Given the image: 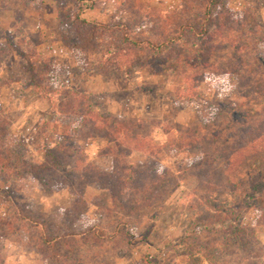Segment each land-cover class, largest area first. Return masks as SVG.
Segmentation results:
<instances>
[{
    "label": "trees",
    "instance_id": "trees-1",
    "mask_svg": "<svg viewBox=\"0 0 264 264\" xmlns=\"http://www.w3.org/2000/svg\"><path fill=\"white\" fill-rule=\"evenodd\" d=\"M53 1L71 2L77 6V12L71 16L70 27L63 31L62 36L64 45L78 59V64L91 65L95 62L97 70L106 73L116 71L129 78L138 66L147 65L151 61L157 62L154 64L157 74L166 70L184 73L183 68L190 70L198 66L210 71V63L206 57H215L218 46L203 54L205 49L201 40H204L205 35L211 34L204 31V21L207 17L215 19L217 11L228 0H182L185 8L178 16H173L169 32L165 26L171 15L161 11L158 16L152 15V8L138 0H122L119 10L109 21L94 23H90L84 15L98 8L96 1ZM198 2L203 8L209 9L202 18L192 7V4ZM127 13L140 15L142 19L132 25L130 20L122 18ZM233 23L237 25L233 31L243 27L238 26L235 21ZM191 33L199 41L197 45L192 44L196 50L189 49L187 45L190 40L187 36ZM261 34H264V25L260 23L251 33L237 31L233 38L219 41H225L231 48L237 46L238 52L243 55L237 56V64L223 75H243L244 85L254 89L255 93L243 102L222 101L209 104L214 111L201 114L195 131H183L176 122L173 124L179 126L180 130L176 126L172 130L165 129L167 134L173 131L179 137L175 143H169L170 146L182 143L177 148L188 158L189 164L176 171L158 168L164 146L157 145L151 139V134L147 132V120L105 115L93 101L91 94L73 87L63 85L51 88V93L45 92L46 88L40 85L39 76L51 82L58 73L57 64L52 59H46L38 49L22 38L8 41L6 48L0 47V67L8 56L20 54L31 72L34 89L45 92L44 96L59 113L79 117L81 120L80 128L57 136L56 146L48 148L46 160L39 163L27 160L21 153L16 157L8 153V147L11 146L7 135L10 124H7L0 104V196L5 194L14 202V190L9 182L14 177L26 178L24 174L31 176L30 179L45 191L69 188L73 196L71 206L60 210L57 217L37 213L30 206L25 209L15 206L13 216L16 223L2 222L5 230L20 234L32 230V242L44 264H108L99 257L92 258L91 261L81 255L84 246L104 247L106 241H109L107 231L101 228V224L86 227L81 225L87 212V186L96 183L101 190L109 192L113 208L121 211L120 214L117 212L116 233L112 240L121 236L132 241L136 238V233L129 229L133 222L130 217L147 208L148 203L150 206L156 201L157 192L165 186L173 182L179 185L192 175L206 189L204 200L211 213L208 221L197 223L184 238L185 247L189 246L190 239H195L192 244L197 249L192 253L193 262L218 264L220 248L237 247L243 252H253L254 243L260 244V241L255 230L246 226L243 220L249 210H255L259 220L264 223V113L260 111V104H264V84L259 86L260 94L252 87L255 85L253 76H260L264 81V70L257 71L264 67L263 58L261 55L257 56V48L264 41V38H257ZM218 39L210 36L208 40ZM248 40L256 41V44L253 45ZM246 55L253 56L256 64H245ZM241 63L243 66H239ZM253 67H257V72L253 71ZM61 68L67 69V66L63 65ZM93 138L107 141V147L102 150L105 157L117 154L110 169L86 164L83 158H76L75 154L80 149L78 144H88ZM133 152L143 154L150 161L132 164L122 159ZM127 207H130L129 213L126 211ZM135 208L138 211L134 212ZM203 231L209 236L214 234L216 239L206 245H199L196 237ZM219 231L223 232L222 236L216 235ZM4 239L9 237L5 235ZM72 251L77 255L71 257ZM0 264H5L1 257Z\"/></svg>",
    "mask_w": 264,
    "mask_h": 264
},
{
    "label": "rangeland",
    "instance_id": "rangeland-1",
    "mask_svg": "<svg viewBox=\"0 0 264 264\" xmlns=\"http://www.w3.org/2000/svg\"><path fill=\"white\" fill-rule=\"evenodd\" d=\"M94 1L97 2L98 8L84 15L90 23L109 21L123 2L122 0ZM138 1L146 4L148 8L151 7L152 15L158 16L159 11L171 15L170 21L165 26L168 32L173 16H178L185 8L182 0ZM192 7L201 18L205 11L209 12V9L203 8L200 2L192 4ZM76 12L77 6L71 2L0 0V47L6 48L8 41L22 38L28 41L30 46L38 49L46 59H52L57 64V75L51 82L39 76L40 85L46 88L45 92L51 93V88L63 85L73 87L91 94L93 101L105 115L147 120L149 123L147 132L151 134V139L157 145L164 146L158 161V168L161 170L168 168L176 171L189 164L186 154L181 153L177 148L182 143H178V146L169 144L175 143L179 137L177 138L173 131L167 134L165 129L172 130V127L176 126L178 130L182 128L183 131L187 129L195 131L201 114L206 115L214 111L211 104L222 101L243 102L255 93L254 89L246 88L243 75H223L237 64L235 58L243 55L238 52L237 46L231 48L225 41H219L223 38H233L237 31L251 33L260 23L264 25V0H228L223 8L217 11L215 19L205 17L204 31L211 32L210 36L219 38L211 41L208 40L210 36L205 35L204 40H201V45L205 49L203 54L218 46L215 57H206L210 63V71L208 68L198 66L190 70L185 67L182 69L184 73L166 70L157 74L154 65L157 62L151 61L147 65L138 66L129 78L124 77L120 72L106 73L97 70L95 62L91 65L78 64V59L64 45L62 36L63 31L70 27L71 16ZM122 18L130 20L132 25L142 19L135 13H127ZM232 20L244 28L233 31L237 25ZM192 35L193 33L187 36L190 39L187 45L189 49L196 50L195 45L199 44V41H196L197 38ZM258 37L263 40L264 34ZM249 42L256 44V41ZM193 43L195 45H192ZM258 55L264 60V41L260 42L257 48ZM244 62L250 65L256 64L251 55L244 56ZM63 65H66L67 69L61 68ZM253 69L255 72H262L264 67L260 70L257 67ZM0 70V104L7 124H10L7 135L11 146L8 147V153L15 157L21 153L27 160L44 162L47 149L56 146L57 136L80 128L81 120L79 117L59 113L44 96L45 92L34 89L31 72L20 54L14 53L8 56L2 61ZM253 77L252 81L256 86L252 85V87H255L256 93L260 94L259 86L264 84V81L260 76ZM260 105V111L264 113L262 111L264 104ZM175 122L180 128L173 124ZM107 145L104 139L93 138L88 144L80 142L79 152L74 154L77 159L83 158L86 164L110 169L113 160L118 156L112 153L109 157H105V152L102 150ZM122 159L132 164L148 161V157L137 152ZM24 175L27 176L24 179L12 177L13 180L9 182L13 187L16 202L5 194L0 196V257L4 259L5 264H44L32 242L34 236L32 230L20 234L9 229L5 230L2 222L16 223L13 216L15 206L21 209L30 206L31 210L37 213L57 217L60 210L71 206L73 196L69 188L45 191L30 179L31 176ZM176 185L177 183L173 182L158 191L156 194L158 199L150 206L148 203L147 208L140 211L135 208L134 212H138L137 215L130 217L133 222L129 229L136 233V238L127 241L121 236L112 240L113 234L116 233L114 229L118 210L112 206L111 195L101 190L96 183L89 184L85 194L87 212L83 216L81 225L86 227L101 224V228L107 231L106 236L109 237V241H106L104 247L84 246L81 255L89 260L99 257L108 264H195L192 260V253L197 249L192 244L195 239H190L188 247L183 245V241L197 223H205L211 218L204 200L206 189L192 175ZM129 209L130 207L126 208L127 213ZM243 221L246 226L255 230L260 244L254 243L253 252H243L237 247L220 248L217 255L218 264H264V223L259 220L255 210H249ZM222 234L221 231L216 233L221 236ZM5 235L9 239H4ZM25 236L29 239L24 238ZM196 239L199 245H206L210 241L213 242L216 236L214 234L209 236L203 231ZM75 255L77 254L73 251L70 253L71 257Z\"/></svg>",
    "mask_w": 264,
    "mask_h": 264
}]
</instances>
